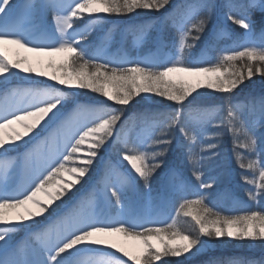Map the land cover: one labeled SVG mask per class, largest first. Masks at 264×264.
I'll use <instances>...</instances> for the list:
<instances>
[{"label": "snow or ice", "instance_id": "snow-or-ice-1", "mask_svg": "<svg viewBox=\"0 0 264 264\" xmlns=\"http://www.w3.org/2000/svg\"><path fill=\"white\" fill-rule=\"evenodd\" d=\"M169 5L170 0H70L66 6L52 0L24 4L0 0V264H82L74 260L82 253L99 254L89 264H159L166 257L194 256L208 241L221 239L264 247V95L242 102L236 99V89L245 81L264 78V0H225L223 5L188 0L172 11ZM217 9L222 19L212 26L213 40L230 38L229 23L244 30L243 36L233 38L214 63L188 59ZM45 10L53 12L51 35ZM157 13V24H135L127 31L139 45L154 30L151 38L163 51L169 46V28L175 29L178 39L172 40L170 56L154 60L133 59L126 52L112 55L110 47L123 42V29L115 30L119 40L107 28L89 39L107 16L132 20ZM78 22L88 27L77 31ZM8 46L33 53L34 59L21 58L18 52L12 59ZM61 55L64 60L59 65L43 59ZM44 69H52L51 74ZM64 87L73 91L66 92ZM88 92L121 107L112 108L96 96L88 97ZM136 97L170 102L171 111L144 114L145 124L152 121L155 131L146 128L131 141L122 134L121 122ZM200 98H210L212 106L194 109L193 125L185 118V109ZM70 110L71 115H66ZM217 110L222 119H214ZM80 113H89L93 119L79 121ZM54 125L63 130V151L33 166L29 145L42 136L47 140L44 134L51 135ZM209 125L231 135L240 181L248 199L258 206L224 212L206 202L219 180L210 173L221 162L219 143L206 135ZM21 149L26 151L15 161L9 159ZM109 149L116 163L105 166L99 188L70 205L73 188L90 178L101 150ZM74 159L78 162L66 165ZM21 161L25 179L17 184L13 176ZM65 173L69 180L61 179ZM193 179L195 191L190 197ZM132 196L142 205L178 198L171 223L133 212ZM107 209L117 210L116 214L110 215ZM53 213L54 236L51 226L41 227ZM17 232H24L35 246L14 245ZM117 236L139 243L129 250L128 245L111 242ZM219 264L255 262L230 259Z\"/></svg>", "mask_w": 264, "mask_h": 264}, {"label": "rangeland", "instance_id": "rangeland-1", "mask_svg": "<svg viewBox=\"0 0 264 264\" xmlns=\"http://www.w3.org/2000/svg\"><path fill=\"white\" fill-rule=\"evenodd\" d=\"M69 1L70 0H52V2L58 6L59 5L66 6L69 3ZM17 2L20 4H24L27 2V0H17ZM33 2L47 3L49 2V0H33ZM186 2H188V0H173L169 7V11H172L173 9H178L180 5ZM224 2L225 0H213V3L217 5H223ZM52 16H53L52 11L45 10L44 21L48 28L49 35L53 31L51 29V25L53 22ZM159 16L160 14L157 13L155 14V16L151 18L140 16V17H135L132 20H129L128 17L113 16V18H111L110 16H107L105 17V19L102 21L100 25H98L95 29H93L92 36H90L89 39H93L98 33H101L103 29L107 28V29L114 30L115 39L119 40L120 33L116 32L115 30L123 29L125 30L123 42L119 45L110 47V52L112 55H116L118 52H126L133 59H143L145 57H151L154 60H159L165 55L170 56L174 53V47L172 46V40L174 37L178 39V33H176L175 29L171 27L169 28V31L172 30L173 33L170 38V41L167 42L169 45L168 48L163 51L157 48L156 44L154 43V40L151 38L155 36L154 30L150 31L149 38H146L145 42L139 45L135 43V38L133 37V35L129 34L127 31L135 24L148 23V24L155 25L159 22L158 20ZM212 18L214 22L212 24L211 22L209 23L208 30H206V32L202 36L201 42H199L196 45V47H194L191 50V52L188 55V59L193 60V61H204L206 63H214L218 59L221 50L231 46L233 38H240L239 36L236 35V33H234L235 31L232 30V24L229 23L227 24L226 30L230 33V38H219V39L213 40L212 33H211L212 26L216 25L219 19H222V17L219 15V9H217V14L214 15ZM78 24L79 26L77 28V31H83L88 27V25L85 23L78 22ZM240 30L243 31V34H244V30L242 29ZM63 60H64V57L62 60H60V62H56L53 59V61L57 65L63 62ZM44 70L47 71L49 74H51L52 72V69H44ZM172 79H176V77H172ZM187 79H195V78L189 77ZM261 79L262 78L259 76L254 77L252 80L245 81L244 86H247V87H244L242 84L239 87L241 88V90H239V88L236 89V92L239 93V95L236 97L237 101L242 102L250 95L258 97L264 94V81H262ZM43 80H45L46 83H50V81H47L46 77H43ZM63 90L66 92L73 91V89H68L66 87H64ZM201 91H204V90H201ZM2 93H3V89L0 88V95H2ZM144 95L145 94H141V97ZM91 96H96V99L104 101L106 105H110L112 108H116V107L118 108L119 106V105H115L112 102L107 101L104 97H100L97 94H92L91 92H88V97H91ZM141 97L135 98L139 101V103L137 104L141 103L140 105H142V106H139L138 110L142 109L143 107V109L145 110H151L152 112H150V114H161V113H168V111H171V108L169 106L170 102L166 101L167 103H164V102L163 103H152L151 101L143 100ZM85 99L87 98L81 97L82 101ZM153 99L159 101L160 98L153 97ZM209 100L210 98H200L199 100L195 101L192 105H190L189 108L185 109V114H187L186 119H188L189 122H193L194 123L193 125H195V118L197 116V113L194 111V109L198 107L202 108L206 105H212L209 103ZM213 103L216 106H218L219 104L218 101H215ZM129 106L130 104L127 107ZM133 107H136V106H133ZM66 115H71V110ZM143 116L144 115L142 114V117ZM222 118H223V114L220 112L216 114V116L214 117V119L216 120H219ZM76 119L79 121H88V120L93 119V117L89 113H80L76 117ZM121 123H124V120H122ZM154 126L155 125L153 124L152 121H149L148 124H145L144 120H142L141 124L138 123L133 126H130L129 128L123 127L122 134L126 133L128 138L131 141H135L137 136L141 135L142 132L146 128H148L150 131H153ZM49 133L51 135L44 134L48 136L47 140H44V137L42 136L40 141L34 142L33 144L29 145V147L33 149V157H32L33 166L42 162L43 160H45L48 156L52 155L53 153L63 151V143H64L63 130H56V125H54L52 129H49ZM176 135L177 137L179 136L178 133ZM206 135L209 137L215 138L217 140V142L219 143L220 152H221L220 166L215 168L213 172L210 173L211 175H216L219 177L217 184L221 185V187L219 188V190H216V192L224 193L225 202L226 201L228 203L238 202L239 199L236 196L237 194L234 193V189L236 188L237 183L241 182L240 177L238 175L240 171L239 172L236 171L237 167H236L234 157L232 154L233 143H232L231 135L224 134L223 130L218 131L214 127H211L208 130H206ZM24 151H26V149H21L19 153H11L9 155V159L15 161L16 157L18 155H21ZM196 151L199 152L198 147L196 148ZM240 151L243 152V149H241ZM76 155H79V154H76ZM77 162L78 160L74 159V161H68L65 163L66 165L71 166L73 163H77ZM108 163H113V164L116 163V156L114 152L112 151V149H109L107 152H104L103 150H101L99 156L95 160L94 165L92 166L91 172L89 174L90 178L85 177L84 182H82L81 185H76L75 188H73L72 191L75 193V196H73L72 201L69 202L70 205L72 203H75L77 200L86 198L89 195V193L93 191V189L99 188L98 181L104 171L105 166ZM188 175H189V172H188V169L186 168L185 176H188ZM13 179L17 184L21 183L25 179V170H24L22 161L19 163V166L15 169ZM61 179L69 180L68 174L67 173L63 174ZM141 185H142V182H141ZM194 185H195V181L193 179L191 182V186L193 187ZM157 186H158V182L154 184V187H157ZM194 191H195V188H194ZM69 195H72V193H69ZM243 197L246 199L245 196ZM175 198L176 197H170L166 201H157L151 205H142L137 201L135 196H132V199L134 201L132 211L139 213V214H143L151 219L167 220L170 218L169 217L170 207ZM64 199H67V197H65ZM250 203H252V201H250ZM53 207H56V205L54 204ZM63 210L64 209H58L57 211H63ZM107 211L110 215H115L117 210L107 209ZM52 216H55L53 218V221H51V217H50L49 220L45 221L44 225H42L41 227L51 226L53 228V232L51 234L54 236L55 228H56V225H55L56 213H53ZM40 219L43 220V217H41ZM117 237L125 240L123 236H117ZM203 240H206V239H203ZM125 241H131L134 243V245L139 243V241H132V240H125ZM152 242L155 243V241H152ZM242 242L248 243L249 241H235V240H229V239H221V240H216L215 244L207 242L205 247L200 252H198L196 255L192 256L190 254H186V256L177 257L176 260L183 261L184 264H193V260L195 258L197 257L201 258L205 254L214 251L215 247L219 246L220 244L222 245V247H225L231 243L233 244L236 243V245L238 246ZM13 243L14 245H27L29 247L35 246V242L31 240L24 232H17L14 235ZM249 243H250V246H249L250 249L248 248V250H252L254 247L251 242ZM235 249H240V247H236ZM120 258L125 259L124 257H120ZM96 259H99V254H96V253H82L79 257L74 258V260L81 261L82 264H89L90 261H94ZM247 260L254 261L255 264H264L263 260L261 262H257L258 260H255L253 257ZM129 264H131V262H129Z\"/></svg>", "mask_w": 264, "mask_h": 264}, {"label": "trees", "instance_id": "trees-1", "mask_svg": "<svg viewBox=\"0 0 264 264\" xmlns=\"http://www.w3.org/2000/svg\"><path fill=\"white\" fill-rule=\"evenodd\" d=\"M173 0H170V5L172 3ZM169 5V7H170ZM111 18H113V16H110ZM211 24L214 22L213 18L211 19ZM232 30H234L237 36L241 37L243 35V31H241L237 26L232 25ZM260 25L259 23L256 24V32L259 33L260 32ZM172 30L168 31V41H170V38L172 36ZM262 81H264V78L261 79ZM244 86V84H243ZM247 87V86H244ZM247 89V88H246ZM239 90H241V88H239ZM245 90V88H244ZM264 95V94H262ZM253 96V95H250ZM161 99V98H160ZM159 99V100H160ZM191 99V98H190ZM137 99H134L131 103L129 107H126L125 113H124V121L126 120L127 123H123L124 124V128H129L130 126H133L135 124H141L142 122V114H150V112H152L151 110H145L143 109H139V106H142L140 104H137ZM143 102V101H142ZM164 103H167L166 101H163ZM136 106V107H133ZM212 105H206L204 107H210ZM121 106H118V108ZM132 107V108H131ZM117 108V107H116ZM218 109V106H217ZM170 112V111H168ZM219 111L217 110L216 114H218ZM161 114H167V113H161ZM185 114V118H186ZM192 124H194L193 122H190ZM212 126L209 125L207 126V130L209 128H211ZM153 131H155V126L153 127ZM236 171L239 172L240 170L238 168H236ZM190 191L187 193L190 197L192 195V193L194 192V188L190 185ZM221 187V185L217 184L215 187V190L211 192V194L207 197L206 202L209 203L211 206L215 207L216 209L220 210V211H224V212H230V211H234V210H238V209H243V208H251L254 206H258V205H254L253 202L250 203V200L248 199L245 191H244V185L242 184V182H238L236 185V188L234 189V193H236L237 197H238V202H232V203H228L227 201L225 202V197H224V193H218L216 192V190H219V188ZM245 196L246 199L243 197ZM178 198H175L171 207H170V213L169 215L171 216L169 220H167L169 223H171V218L174 217L175 212H174V208L176 206H178ZM190 219V218H188ZM185 227H188L187 225H185ZM206 239L205 237L201 238ZM210 243L215 244L216 240H211L208 241ZM258 244V243H257ZM250 243H245L242 242L240 243L238 246L236 245V243H231L228 244L225 247H222V245L220 244L219 246L215 247V250L212 252H209L207 254H205L204 256H202L201 258L197 257L193 260V264H219V262L221 261H228L230 259H249L251 257H253L255 260H258L257 262H261L262 260L264 261V247H258V246H253L254 248L252 250H248V248L250 249ZM236 247H240V249H235ZM177 257H166V258H162V262H159V264H163V261L166 260L168 262V264H177ZM184 264V262H183Z\"/></svg>", "mask_w": 264, "mask_h": 264}, {"label": "bare ground", "instance_id": "bare-ground-1", "mask_svg": "<svg viewBox=\"0 0 264 264\" xmlns=\"http://www.w3.org/2000/svg\"><path fill=\"white\" fill-rule=\"evenodd\" d=\"M69 3H70V1H69ZM51 29L53 30L54 29V24H53V22H52V25H51ZM52 34V33H51ZM50 34V35H51ZM8 47H10V50H9V52H8V56L10 57V58H12V59H15V58H17V52L19 53V57H21V58H23V57H28V58H30V59H34V54L33 53H30V52H25V51H23L22 49H15L14 47H11V46H8ZM43 59H45V60H48V59H51V60H55L56 62H60V60H62L63 59V56H54V57H44ZM23 75V74H22ZM39 79H43V77L42 78H39ZM51 83V82H50ZM57 86H59V87H62V86H60V85H57ZM110 240H111V242H115V243H117V244H124V245H128L129 246V250H134V249H132V245H134V243L133 242H131V241H125V240H123L122 238H119V237H113V238H110ZM100 247H102V246H100ZM106 251H114V250H108V249H106ZM116 255L117 256H120V257H123V256H121V254H119V253H116ZM125 259H126V257H124Z\"/></svg>", "mask_w": 264, "mask_h": 264}]
</instances>
